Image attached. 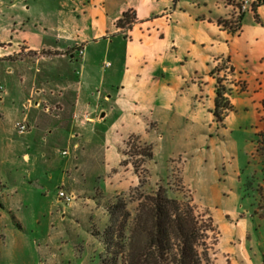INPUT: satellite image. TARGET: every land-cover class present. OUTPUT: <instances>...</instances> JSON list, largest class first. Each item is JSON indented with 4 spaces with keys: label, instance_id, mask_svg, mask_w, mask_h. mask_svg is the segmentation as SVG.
Wrapping results in <instances>:
<instances>
[{
    "label": "rangeland",
    "instance_id": "1",
    "mask_svg": "<svg viewBox=\"0 0 264 264\" xmlns=\"http://www.w3.org/2000/svg\"><path fill=\"white\" fill-rule=\"evenodd\" d=\"M16 1L0 0V42L41 33L44 16L64 10L60 0L10 8ZM243 15L226 22L232 33ZM60 25L63 38L78 35L66 17ZM22 59L0 57V264L120 262L140 204L159 190L211 217L207 264H264V122L246 111L238 122L214 116L213 90L226 82L207 77L225 64L207 61L204 73L169 57L163 74L159 61L141 60L107 75L104 86L100 69L86 72L82 87L79 59ZM23 122L29 129L20 133ZM118 202L124 207L109 233Z\"/></svg>",
    "mask_w": 264,
    "mask_h": 264
},
{
    "label": "crops",
    "instance_id": "2",
    "mask_svg": "<svg viewBox=\"0 0 264 264\" xmlns=\"http://www.w3.org/2000/svg\"><path fill=\"white\" fill-rule=\"evenodd\" d=\"M60 1L64 10L52 21L46 14L41 20V33L22 31L14 41H1L0 57L20 55L22 60L35 59L37 62L54 57L79 59L77 62L83 72L82 87L88 81L86 72L94 73L100 69L104 86L107 75L124 72L141 60L159 61L158 72L163 74L168 71L164 64L169 57H173L176 63L184 60L188 64L187 60H190L189 64L194 62L204 73L207 61L212 69L222 62L225 67L219 70L218 77L208 76L207 79L215 86L217 78L226 82L225 97L232 110L227 112L223 121L235 118L238 122L241 112L246 111L264 122V7L258 8L256 13L244 14L239 31L232 33L226 24L237 16L241 0ZM68 1L76 5L71 15L64 12L68 9ZM17 4L21 1L12 2L10 8L17 7ZM22 7L30 9L25 3ZM130 10L135 13L137 22L126 34L117 27V22ZM65 17L78 28V35H73L70 40L59 35V29L63 28L60 23ZM82 18L89 23L85 27L79 24ZM80 46L85 50L83 57L79 56ZM101 48L104 52L99 53ZM29 53L35 57H30ZM95 59L103 68H94L92 61ZM203 79L197 78L198 85ZM215 91L216 88L213 90L214 103ZM105 99L109 101L107 96ZM73 118L79 119L78 114ZM91 120L94 121L89 117L88 121Z\"/></svg>",
    "mask_w": 264,
    "mask_h": 264
},
{
    "label": "trees",
    "instance_id": "3",
    "mask_svg": "<svg viewBox=\"0 0 264 264\" xmlns=\"http://www.w3.org/2000/svg\"><path fill=\"white\" fill-rule=\"evenodd\" d=\"M260 7H264V0H258L254 12ZM255 16L258 20L257 14ZM136 22L135 13L130 10L122 14L117 27L131 29ZM232 30L237 32L236 28ZM225 94L226 90L218 85L213 114L220 122L232 110ZM146 200L140 204L133 219L128 241L123 246L127 247V252L122 261L112 258L101 264H207L211 249L208 240L210 233L214 232L211 217L204 219L193 205L168 198L162 190ZM123 207L122 202L110 207L111 225L107 232L113 230L117 210ZM115 240L120 239L115 236Z\"/></svg>",
    "mask_w": 264,
    "mask_h": 264
},
{
    "label": "built area",
    "instance_id": "4",
    "mask_svg": "<svg viewBox=\"0 0 264 264\" xmlns=\"http://www.w3.org/2000/svg\"><path fill=\"white\" fill-rule=\"evenodd\" d=\"M258 4V0H241L239 2V7H238V13H237V17L241 14H245V13H253L254 12V7ZM79 52V56L80 57H83L84 56V53H85V50L84 48H80L78 50ZM110 64H108L107 66H109ZM4 88L3 86L0 85V94L3 92ZM86 120L88 121L89 120V116L86 115ZM17 128L19 130L20 133H24L26 132L28 129H29V125L25 122L23 123H18L17 124ZM68 152L67 151H64L63 152V155H67ZM60 199H66L67 201H71V199H67L66 198V194L64 191H60L59 192V195Z\"/></svg>",
    "mask_w": 264,
    "mask_h": 264
},
{
    "label": "water",
    "instance_id": "5",
    "mask_svg": "<svg viewBox=\"0 0 264 264\" xmlns=\"http://www.w3.org/2000/svg\"><path fill=\"white\" fill-rule=\"evenodd\" d=\"M105 116H106V114L104 113V114H102L101 116H100V119L102 120V119H104L105 118Z\"/></svg>",
    "mask_w": 264,
    "mask_h": 264
}]
</instances>
